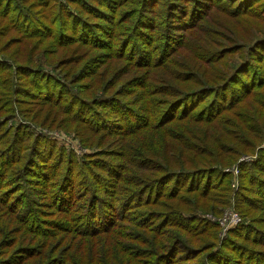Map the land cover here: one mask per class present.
Listing matches in <instances>:
<instances>
[{
    "label": "rangeland",
    "instance_id": "obj_1",
    "mask_svg": "<svg viewBox=\"0 0 264 264\" xmlns=\"http://www.w3.org/2000/svg\"><path fill=\"white\" fill-rule=\"evenodd\" d=\"M2 1L4 4H0V61L8 63L10 68L3 72L7 75L11 73L14 79H18L14 74L16 73L15 62L27 64L33 68H40L45 73L52 74L62 80H68L67 87H73L74 80L79 79L78 89L87 99L104 96L112 99L117 96L128 107L136 109L142 115L148 106L142 100L146 99V96L138 92L141 91L147 74L153 84L164 89L151 96L159 98L160 101L169 100L174 95L180 94L181 91L197 89L199 86L194 82L196 79L201 81L204 77L216 76L217 82L222 85L218 91L209 93L207 90H200V99L195 102V111H197L195 114L199 116L205 103L214 97L217 106L213 109L220 112L216 113V122L196 124L189 120L178 121L171 125L170 133L166 132L164 135L152 130L149 133L145 132L142 136L121 133L109 136L102 131L97 132V130L84 126L79 123V119L70 118L63 111L56 108L51 110L52 107L48 105H37L38 102L34 100L32 103H36V105L33 104V107L25 104L30 108L26 114L29 119L30 116L32 117L31 121H24L25 118L23 119L22 115L19 116V114L0 109V130L14 126L13 132L16 134L19 124L30 125L36 136L55 141L78 157L83 154L90 157L97 154L118 167L122 164L124 166L123 173L129 179L138 176H152L149 174L150 172L142 170L144 166L138 165L139 159L143 160L147 166L158 164L163 169L192 168L202 165L200 163H204L203 160H206L209 165H204V169L211 171V175L209 172L207 174L208 179L205 186L208 191H206L213 193V199L226 200V204H217L215 201H211L210 208H200L201 210L194 211L197 218H205L217 224L216 237L211 242L213 248H208L209 250H205L202 254H194L186 258L187 260H179L175 264H217L225 256L221 250L229 252L230 257L237 260L236 263L249 264L250 259L248 260L246 256L243 259L241 257V255H246L244 252L240 256L237 255L240 244L236 248L232 247L231 250L225 245L228 231L240 222L252 223L258 227L259 239L250 243L244 242L243 238L236 236L235 241L238 239V242L245 243L247 248L256 249V254L264 255V204L258 205L254 200L259 188L264 189L261 187L264 185V167L250 168L247 177L240 176L241 168L251 167L258 160L261 150L264 156V83L261 88L250 93H245L246 87L241 86L252 78V73L253 75H264V43H261V46H256V50L252 54L250 49L251 44L257 38H264V15L261 12L255 14L252 11L233 6L231 0H219L223 7H209L199 24L194 23L191 26L188 25L187 18L183 19L182 14L171 11V8L165 3L167 0H157L155 3L158 4V7L155 10L144 12V15H141L143 18L136 19L139 21L137 25L142 26L143 30L139 35L132 36L129 41L130 43L135 41L139 43L140 49H138V45L129 46L131 51L136 54L146 46H150L152 42L162 41L161 37L165 38V43L169 42L167 47H174L165 65L155 68L150 67L151 65L145 67V60H140V64L132 63L128 59L118 58L110 51L112 46L127 43L129 37L126 36L127 29L133 23L132 20L127 22L133 9L127 11V8L135 6L138 0H123L125 6H122L111 19L105 21L108 23L103 27L105 30H100L97 27V30L104 34L102 37L106 39L102 48L89 47L73 41L62 44L61 47L59 43L57 37L61 28L65 31V28L61 27V23L66 22L67 18L80 19L79 21L82 20L83 25L85 20L93 23L91 24L93 26L97 25L96 23L104 22L101 17L86 13L80 2L75 3L72 0H0V3ZM173 1L184 3L188 0ZM191 3L194 5L193 1ZM227 5L229 6L225 9L224 6ZM4 11L8 14H5ZM19 17L22 20L27 18L35 24H39L42 28L41 32L39 34H21L20 30L14 26V23L17 22L24 24L19 20ZM140 20L144 21L143 25L140 24ZM182 22H185L184 26L181 25ZM119 25V32H116L115 28ZM152 31H156L154 40H150L153 36ZM107 34L110 35V38L107 37ZM112 42L113 44L110 45ZM247 59L252 63L244 68L248 64ZM240 67L243 68L240 69ZM247 72L251 75L247 76ZM99 75H102V78H99ZM221 79H224L225 83L229 80L231 82L225 86L224 82L220 81ZM1 89L2 87H0V94L2 93ZM13 92L2 93L0 101L3 99V95ZM20 96H22L21 93L18 95L14 93L12 104L16 101L23 102L18 99ZM229 102L230 104H228ZM5 103L0 104V107ZM224 104H227L226 107L223 106ZM11 114L13 115L9 116ZM180 135L183 136V139L180 138ZM175 136H179V139ZM187 144L189 148H187ZM193 147L194 149H192ZM212 149H216L220 154L225 152L224 155L233 156L234 160L229 164L210 162L213 158L207 153ZM193 151H197L198 157L193 155ZM187 153L188 157H186ZM156 157H165L166 162ZM222 159L221 161H224L226 157ZM176 160H179L181 164H176ZM220 172H227L228 176L223 177ZM158 173L159 171L155 175ZM202 177L199 179L200 184L204 180ZM170 182L171 180H168L169 185ZM181 184H187V182ZM194 194L195 192H179L176 195V197L178 195L187 197L189 203L179 205L176 198H167L162 200L160 205H151L150 207L161 209L171 207L174 210L188 213V209L194 207L192 205ZM215 207L221 209L220 214H212L211 211L215 210ZM45 211H47L48 220H54L60 216L59 212L51 211L48 207L45 208ZM45 227L48 228H44L46 233L41 237L32 235L21 227L12 209L0 207V231L5 234L3 239L7 243L6 249H2L4 253H1L0 259H4L10 244L13 243L12 246L16 247L19 243H27L35 245L41 254L28 259L23 264H52L53 257L61 256L62 251L68 247H70L69 251L78 253L81 257L83 255L84 258L88 256L87 251L91 247L90 254L94 260L93 264H118L119 262L114 258L124 256L129 247L149 249L148 240H152L151 233L147 234V242L129 240L133 232L130 229L118 228L122 236H113L117 242L114 245L115 243L111 242L108 236L104 238L102 235L92 237L63 234L60 229L52 231L53 225ZM199 227H202V224H199ZM197 231L193 230L191 233H201ZM179 236L183 239L182 243L203 247L200 245V241H197V237L185 234L183 229L179 230ZM161 237L163 238V236ZM159 239L155 237V241L158 243L165 240L164 238ZM205 239L210 242L209 238ZM157 245V243H151L152 248ZM142 248L140 252L144 251ZM43 251L44 255H42ZM208 252H211V255H208ZM134 256L138 257V254ZM77 260L80 261L79 257ZM150 263L156 264V262ZM67 264L76 263L68 259Z\"/></svg>",
    "mask_w": 264,
    "mask_h": 264
},
{
    "label": "trees",
    "instance_id": "obj_2",
    "mask_svg": "<svg viewBox=\"0 0 264 264\" xmlns=\"http://www.w3.org/2000/svg\"><path fill=\"white\" fill-rule=\"evenodd\" d=\"M95 1L72 0L75 3L80 2L86 13L95 17L99 16L104 22L96 23L97 25L93 26L91 25L93 23L85 20L86 22L83 25L82 20L79 21L80 19L67 18L66 22L61 23V27H64L65 31L61 28V32L57 37L61 47L62 44L72 41L89 47L102 48L104 46L106 39L102 37L104 34L100 33L97 27L100 30H105L103 27L108 24L105 21L111 19L125 5H123V0ZM156 1L138 0L135 6L127 8V11L133 9L132 15L127 20V22H130V20L133 22L127 29L126 36H129L127 43L112 46L111 53L117 55L118 58L128 59L136 64H140V60H145V67L151 65L150 67L159 68L165 65L174 47H167L169 42L165 43L164 37H161L162 41L152 42L150 46H146L137 54L131 51L130 47L138 45V49H140L139 43L137 41L134 43L129 42L132 36L139 35L143 30L142 26L137 25L139 21H136V19L143 18L141 15H144V12L155 10L158 7ZM191 1L194 2V5ZM231 2L233 6H238L240 9L252 11L255 14L261 12L264 15V0H231ZM165 3L168 4L172 12L182 14L184 20L187 18L188 25L191 26L194 23L199 24L209 7H223L222 2L219 0H188L184 3L173 0L169 2L167 0ZM0 4H4L3 1ZM229 5L224 6V8L227 9ZM4 13L8 14L6 11ZM19 20L24 24L17 22L14 23V26L20 30L21 34H39L42 30L39 24H35L27 18L22 20L19 17ZM140 24L143 25L144 21L140 20ZM181 25L184 26L185 22H182ZM119 28L120 25L115 28V31L119 32ZM156 31H152L153 36L150 40L156 38ZM107 37L110 38V35L107 34ZM261 43H264V38L259 37L251 44V54L255 52L256 46L262 45ZM112 44L113 42L110 45ZM246 62L248 64L244 68L252 63L249 59ZM9 68L8 63L0 61V87H2V93L14 91L12 94L3 95L0 104L6 103L0 109L19 114V116L22 115L23 119H27H24V121L32 120V117L30 116L29 119L26 114L30 108L25 104L27 103L33 107V104L36 105V103H32L34 100L38 102L37 105H48L52 107L51 110L56 108L63 111L66 116L69 115L70 118L79 119V123L84 126L97 130V132L102 131L109 136L114 133L142 136L145 132L149 133L152 130L164 135L169 132L171 125L178 121L189 120L196 124L217 121L215 117L218 110L214 111L213 109L217 106L214 97H211V100L202 107L201 115L196 116L195 114L197 112L195 111V102L200 99V90L216 93L222 86L217 82V77L214 75L209 78L204 77L201 81L194 80L195 84L199 86L195 90L181 91L180 94L174 95L169 100L160 101L159 98L151 96L164 89L153 84L147 74L142 89L138 92L146 96V99L142 100L148 106L141 115L136 109L128 107L117 96L112 99L106 96L93 97L92 99L83 97L78 89L79 79L74 80L73 87H67L68 80H62L52 74L45 73L40 68L37 69L16 62V73L14 74L18 79H14L11 73L7 75L3 72ZM242 68L240 67V69ZM214 73H216L215 70ZM246 75H251V73L247 72ZM98 77L102 78V75ZM220 81H223L225 86H228L231 82L229 80L225 83L224 79ZM210 83L213 85H208ZM263 83L264 75H253L252 73V78L241 84V86L246 87L245 93H250L261 88ZM14 93L15 95L21 93L22 96L18 99L23 100V102L16 101L12 104ZM226 105L223 106L226 107ZM31 109L33 110V108ZM13 129L15 127L10 126L9 129L0 130V207L12 209L21 227L32 235L41 237L46 233L44 228H48L45 226L53 225L52 231L60 229L63 234L70 233L92 237L102 235L104 238L108 236L109 240L116 245L117 242H115L113 236H122L118 228L130 229L133 233L129 240H136V242H147V234L151 233L150 238L152 240H148L149 249L141 247L144 251L140 252L141 248L139 247H129L124 256L114 258L115 261L119 262L118 264H151L150 262L175 264L179 260H187L186 258L194 254H202L208 248H213L211 242L215 240L217 224L205 218H197L194 211L201 210L200 208H210L211 201H215L217 204H226V200L213 199V193L207 192L208 188L205 184L208 179L207 174L211 171L210 169H204L205 166L209 165L206 160H203L204 163H200L202 165L192 168L163 169L158 164L150 165L151 167L147 166L143 163V160L139 159L138 165L144 166L142 170L150 172L149 174L152 176H138L129 179L123 173L124 166L122 164L118 167L113 162H107L97 154H93L91 157L83 154L78 157L73 152L58 145L57 142L50 141L42 136H36L30 125L19 124L16 134ZM182 137L180 135L181 139H183ZM175 138L179 139V136H175ZM187 148H189L188 144ZM178 152L180 153V151ZM262 152L261 150L258 154V160L251 167L241 168V177H247L250 168L264 167ZM224 154L226 153H218L216 149H212L207 153L208 156L213 158L210 162H216V164H229L234 160L233 156ZM193 155L198 157L197 151H193ZM186 157H188V153ZM223 157H226V160L221 161ZM156 158L166 162L165 157ZM189 162L192 163V161ZM176 164L179 165L181 162L176 160ZM158 171L159 173L155 175ZM220 174L223 177L228 176L227 172H220ZM201 176L204 179L202 184L199 183ZM168 180H171L170 185ZM185 182L187 184H181ZM261 187L264 188V185ZM179 192H195L192 203L195 208L190 207L188 213L174 210L171 207L167 209L150 207L151 205H160V202L167 198H176L179 205L189 203L187 197L183 195L176 197ZM254 198L256 204H264V189L259 188ZM46 207L51 211L59 212L60 216L57 219L48 220ZM211 212L218 215L221 209L215 207V210ZM199 224H202V227H199ZM182 229L185 234L197 237V241H200V245L203 247L199 248L182 243V237H178V232ZM193 230H198L197 232L201 233H191ZM228 232L225 239V245L229 247L228 249L236 248L240 244L238 256L244 252L246 255H241V257L243 259L246 256L248 260L250 259L249 264H264V255L256 254V249L247 248L248 246L245 243H239L238 239L235 241L236 236L243 238L244 242L258 241V234L260 233L258 227L252 223L240 222ZM0 234H2L1 231ZM4 235H0V256H2L1 253H4L2 249L7 247V243L3 239ZM205 235L210 239V242L205 239ZM161 236L166 242L165 240L161 243L155 241V237L163 239ZM151 243H157L158 245L152 248ZM12 245L13 243L9 245L4 259H0L1 264H23L28 259L41 254L33 244L19 243L16 247ZM69 248L63 250L61 256L57 257L55 255L52 264H67L68 259L76 264H93L94 260L90 254L91 247L87 251L88 256L86 258L83 255L81 257L78 253L69 251ZM221 252L225 256L223 260L218 261L220 264H243L242 262L236 263L237 260L230 257L229 252L223 250ZM135 254H138V257H135ZM42 255H44V251ZM208 255H211V252ZM78 257L80 261L77 260ZM146 257L149 262H147ZM133 258L135 261H133ZM129 261L130 263H128Z\"/></svg>",
    "mask_w": 264,
    "mask_h": 264
}]
</instances>
